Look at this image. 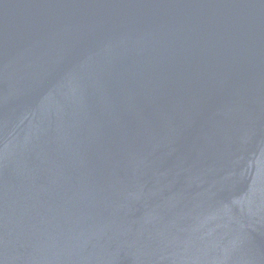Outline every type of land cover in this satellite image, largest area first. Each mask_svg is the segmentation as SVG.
I'll list each match as a JSON object with an SVG mask.
<instances>
[{
	"label": "water",
	"instance_id": "1",
	"mask_svg": "<svg viewBox=\"0 0 264 264\" xmlns=\"http://www.w3.org/2000/svg\"><path fill=\"white\" fill-rule=\"evenodd\" d=\"M0 264H264V0H0Z\"/></svg>",
	"mask_w": 264,
	"mask_h": 264
}]
</instances>
